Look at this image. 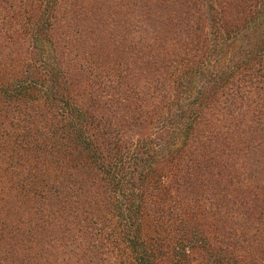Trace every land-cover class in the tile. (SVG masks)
I'll return each instance as SVG.
<instances>
[{"label":"trees","instance_id":"16d2710c","mask_svg":"<svg viewBox=\"0 0 264 264\" xmlns=\"http://www.w3.org/2000/svg\"><path fill=\"white\" fill-rule=\"evenodd\" d=\"M0 264H264V0H0Z\"/></svg>","mask_w":264,"mask_h":264}]
</instances>
